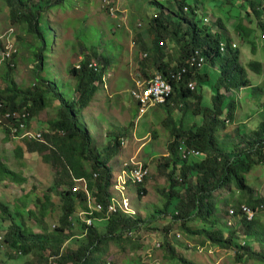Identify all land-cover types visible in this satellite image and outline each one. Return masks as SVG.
<instances>
[{
    "label": "rangeland",
    "instance_id": "374dc122",
    "mask_svg": "<svg viewBox=\"0 0 264 264\" xmlns=\"http://www.w3.org/2000/svg\"><path fill=\"white\" fill-rule=\"evenodd\" d=\"M34 1L35 3L40 2V0ZM155 1L65 0L61 5L62 11L56 9L52 10L53 12L45 13L51 25L48 20L41 25L46 39L43 53L46 55V62L44 71L40 74L42 77L52 79L56 84L55 88H59L58 93L63 92L68 100L76 102L80 97V92L76 89V79L69 74L68 68L78 67L80 62L87 58L95 61L94 64L98 67V63L102 62L99 60V55L104 54L111 59L108 53H112L113 63L108 67L103 79L95 82L98 90L92 101L82 109L77 104L75 110L80 122L88 128L93 143L101 152L102 158L108 156V148L115 144V134L124 133L121 138L123 140L122 148L119 152L112 154L108 160V164L113 167L111 186L108 188L110 194L114 195L113 199L118 201L121 198L120 195L124 193L126 170L136 167L138 164L148 168V176L141 185L145 188L146 194L140 195L137 192V186L131 185L126 193L129 199H127V203L123 202L126 212L134 211L148 224L129 232V238L132 241L125 244V250H121L115 241H111L100 264H180L179 261H173L170 253L163 246L162 248L158 247L162 243V236L168 225L171 226L169 236L173 238L176 251L186 260L187 264H242L237 249L220 248L206 241L202 236H188L181 229L183 221H175L171 214H167L164 218L158 217L155 220L150 217L156 210L163 208L166 200L163 193L168 190L167 173L170 171V167H167L166 161L170 159L169 145L174 138L172 135L174 123L169 117L172 114L174 118L179 119V122L182 119L185 126L195 119L201 123L204 115L200 114L202 108H200V99L197 94L209 86L208 84H204L203 87L197 86V92L185 101H172V111H168L163 104L143 107L132 96L131 91L136 87L138 81L144 82L162 74L159 70L160 65L164 67L168 64L169 68L176 67L179 58L184 53L183 47L187 43L178 36L173 40L170 39L173 36L172 22L166 16L169 15L170 18L174 16L166 8L163 9L164 15L161 16L160 8L149 5ZM224 1L225 4H212V0H206V10H203L204 15L206 14L205 23L212 27L214 32H217L222 30L221 27L217 28L222 20L221 26L225 28V32L241 52V62L247 68V76L250 78L252 86L239 90L234 89L232 92L223 89L222 92L235 99L238 119L246 130H250L253 129V125L264 120V111L257 108L261 102H257L254 97L255 95L258 97V94L252 95L255 86H262L264 83V66L261 75H257L250 68V63L253 60L264 63V35L258 29L257 36L261 34L262 40L257 39L258 47H253L252 37H243L238 31V26L256 28L257 24L259 25L258 19L251 8L247 10L240 6V3H244L246 0H236V7L232 5V2L220 0V2ZM248 12L251 16L248 15ZM156 18L162 19L164 24L170 25L167 27L166 33L158 34L162 48L161 54H163L160 55L162 57L160 59L155 57L156 49L153 48L151 41L156 35L155 27L159 24L154 21ZM162 21L161 23H163ZM177 22H181L183 29L187 31L188 24L176 18ZM4 35H9L6 40L3 39ZM162 41L165 43L164 46H161L163 45ZM0 42L10 51L16 52L18 48V69L14 74V79L23 89L32 88L35 83L34 72L37 66L32 50L35 51L37 47H33L31 50V46L35 41L26 34L24 26L13 25V21L10 20V10L1 0ZM144 43L149 44L148 48L151 50L149 54L143 50ZM93 50L97 51V56H93ZM149 55L152 60H156L155 63L149 60ZM142 64H145L149 70L143 71ZM99 67H102V64ZM208 67L214 71H222L220 65L214 66L209 60ZM6 85V70L2 67L0 69V86L4 88ZM206 93L204 104L209 105V102H212L209 97L212 96L208 94L209 92ZM254 93L257 92L254 91ZM48 101L49 106L36 113L32 121L31 127L34 133L46 131L50 122L56 121L60 117L58 112L60 100L52 94ZM225 113H227V109H225ZM230 124L227 123L226 128L220 127L216 133L222 142L224 141L227 146L233 149V146L240 142L244 143L246 139L242 137L240 141L236 132L231 130ZM244 131L242 129L241 132ZM237 151L235 150L233 153ZM0 162L25 179L24 182H18L8 176L4 177L0 168V201L10 206L15 218L4 216L0 210V233L6 234L13 223L17 222L23 229L27 228L34 235L51 234L55 226L58 225L60 216L64 213V203L61 197L56 194V191L63 190L60 185L56 186V182L59 180V171L53 163L44 160L43 154L30 153L26 148L25 141L16 138L7 141L3 130H0ZM76 181L75 187H78V190L81 188L86 191L84 183L79 179ZM246 182L252 188L255 198L264 199V165L255 166L246 176ZM86 193L88 192L86 191ZM90 193L89 191L88 198L91 197ZM181 194L185 197L184 191ZM45 195H50L52 205L49 207L47 216L42 219L38 200L41 199L43 202ZM217 197L219 203L216 216L222 226H227L229 209L240 205L238 204L240 201L241 204H247L246 197L233 185L227 190L220 191ZM86 206L92 208L89 200L86 202ZM82 209L78 213L81 219L86 212V208ZM18 210L24 213L23 217L17 214ZM121 211L123 212V210ZM78 215L75 214L73 217L72 229L66 231L68 240L62 246L61 252L77 248L85 239ZM257 218L259 226L263 227L262 231L264 232L263 207L259 210ZM103 219L95 221L103 226L109 218L105 216ZM238 221L233 218V227H227L237 231L241 240L245 241L247 239L244 225L242 221ZM189 226L202 228L204 225L197 222L190 223ZM258 235L260 234L258 233ZM263 243L258 238L253 241L256 252H264ZM45 246H51L50 241L45 243ZM51 257L57 259L50 254L40 255L38 251L19 255V250L12 248L9 244L0 245V264H49ZM245 259L246 264H262L253 259L250 260L246 257Z\"/></svg>",
    "mask_w": 264,
    "mask_h": 264
},
{
    "label": "trees",
    "instance_id": "16d2710c",
    "mask_svg": "<svg viewBox=\"0 0 264 264\" xmlns=\"http://www.w3.org/2000/svg\"><path fill=\"white\" fill-rule=\"evenodd\" d=\"M1 1L9 8L10 20L13 21V25L20 24V26H24L26 34L34 39L35 42L31 46V50L33 47H37L35 51L32 50L37 66L34 72L35 83L32 88L23 89L14 79V74L18 69L19 50L17 48L15 54L3 61L2 53L6 51V47L0 42V69L3 67L6 70L7 82L6 87L0 86V114L3 116L7 113L11 114V118H7L4 125L0 124V130H3L5 139L11 141V139H15L12 132L14 127H21L24 124L27 130L32 129L31 124L36 113L49 106L48 100L52 94L60 100L58 111L60 117L56 121L50 122V126L46 131L40 132L41 139L26 137L18 140L26 142V148L30 153L39 152L43 154L44 160L53 163L59 171V180L56 182V186L60 185L63 190L61 192L56 191V194L61 197L64 203V213L60 216L58 225L51 233L52 235H34L27 228L25 230L19 223L14 222L6 234L0 233V237L5 238V244L7 243L12 248L19 250V255H27L38 251L40 255L50 254L57 257L56 264H100L102 256L108 251V244L111 241H115L121 250H125V244L132 241L129 238V232L148 224L137 214L128 215L120 210L107 212L106 205L111 197L108 188L111 186V178L113 177V167L108 164V160L112 154L119 152L122 148L123 140L121 138L124 133L115 134V144L108 148V156L102 158L100 156L101 152L98 151L99 149L97 150L93 143L88 128L80 122L78 113L75 110L77 104L82 109L92 101L98 90L95 82L103 79L108 67L113 63L112 53H108L111 59L104 56V54L99 55L102 67H99L100 64L97 62L98 67L95 69L91 65L95 61L87 58L80 62L79 68L76 66H72L71 69L68 68L69 74L76 79V89L80 92V97L76 102L68 100L63 92L58 93L59 88H55L56 84L52 79L42 77L40 74L44 71L46 62V55L43 54L46 39L41 27L43 22L48 20L45 13L47 11L53 12L52 10L56 9L61 10V5L65 0H40L38 3H35L34 0ZM235 1L226 0V2H232V5L236 7ZM219 2L220 0H212L211 3L225 4V1ZM206 4V0H156L149 3V5L160 8L161 16L164 15V8L173 14L174 17L172 18L169 15L166 16L172 22L173 36L170 39L173 40L178 36L187 41L183 47L184 53L179 58L176 67L169 68L168 64L164 67L160 65V73L162 72L165 77H171L172 72H179L184 67L187 68L184 78L174 83V93L163 105L167 107L168 111H172V101H185L187 97L195 94L198 89L197 87L192 89L189 86L191 81L198 82V87L208 84L209 86L203 91L212 90L211 96L213 99L209 105L199 101L200 108H202L200 114L204 115L201 123L195 119L185 126L182 119L179 122V119L177 120L172 114L170 115L169 118L174 123L172 132L174 138L169 145L170 159L166 161L167 167H170V171L167 173L168 190L163 193L166 199L163 208L156 210L150 217L155 220L158 217L164 218L167 214H171L175 221H183L181 229L188 236H202L206 241L220 248L237 249L242 264H246L245 257L264 264V252H256L253 247V241L256 238L264 242L263 227L259 226V219L257 218L261 207L264 208V199L255 198L252 188L246 182V176L255 166L264 165V120L257 125H253V129L250 130H246L243 125H240L236 136L237 138L240 137V141L242 137H245L246 141L244 140V143L239 141L240 143L233 146V149L218 138L216 133L218 129L220 127L226 128L227 123L234 122L237 110L235 99L233 98L231 101L222 90H239L252 85L250 84V78L247 76V68L241 62V52L225 32V28L221 26L222 20L217 26V28L221 27L222 30L217 32H214L213 28L205 23L206 14L204 15L203 10H206ZM240 6L242 9L247 10L251 8L256 19H258L257 23L259 25L257 24L256 28L238 26L239 33L245 38L252 37V45L257 48V39L262 40L261 37L264 35V0H246L244 3H240ZM248 13L250 15V12ZM176 18L188 24L187 31L183 29L181 22L176 23ZM154 21L159 22V24L155 27L156 35L151 41L153 48L156 49L155 57L160 59L163 54H161L162 48L160 47L161 42L158 34L160 35V32L166 33L167 27H170V25L164 24L162 19L156 18ZM48 22L51 25L49 20ZM258 29H260L262 35L258 34L257 36ZM9 35H4L3 39L6 40ZM162 43L161 46H164V41ZM148 45V43H144L142 46L147 54L151 52ZM197 51L207 60L204 67H199L198 64H187ZM96 52L95 50L93 56H97ZM148 58L155 63L156 60H152L151 55ZM208 60L214 66L220 65L222 71L209 69L206 74H202L201 71L208 65ZM263 66L264 63L257 60L250 63L251 70L257 75L262 74ZM142 67L143 71L149 70L145 64H142ZM253 90L257 93L253 91L252 95L258 94V97L257 95L254 97L257 102H261V106L258 105L257 108L264 111V83L262 86H255ZM203 91L197 94L200 100L207 95ZM225 109H227V113H225ZM17 114L20 117L15 116ZM24 115L26 118L23 117ZM242 129L245 131L241 132ZM246 131L250 132L247 133ZM22 132L23 129L18 134L21 136ZM182 145L190 150L199 151L201 153L200 159L191 157L183 159L179 152ZM235 150L238 151L233 153ZM0 163L1 174L4 177L8 176L18 182L25 181L20 174L14 172L2 162ZM79 178L86 180L93 204L102 203L101 209L86 206L89 199L85 190L81 188L74 190L76 179ZM143 182L132 184L129 181L127 193L129 186L136 185L137 192L140 195L146 194L145 188L141 187ZM231 185L235 186L246 197L247 204H241L240 201L238 203L240 205L234 207L237 208V213H241L240 207L242 205L251 207L256 211V216L252 221L236 213V220L242 221L245 228L247 239L245 241L241 240L237 231L222 226L216 216L219 203L218 193L227 190ZM182 191L185 192V197L181 194ZM50 199V195H45L43 202H41V199L38 200L42 219L47 216L49 207L52 205ZM82 208H86L84 217L87 216L92 219L91 225L79 217L78 213L83 210ZM0 210L4 216L15 219L10 206L1 201ZM17 214L21 217L24 216V213L20 210L17 211ZM31 214H34V212H31ZM75 214L78 215V220L81 221L85 239L77 248L61 252L62 246L68 240L66 231L71 230L73 227ZM105 216L109 218V220H106L105 225L100 226L99 223H96L95 220L99 221ZM197 222L204 226L202 228H191L189 226L190 223ZM231 227H233V224ZM164 231L162 243L158 247L162 248L163 246L170 253L173 261L187 264L186 260L176 251L173 238L169 236L171 226L168 225ZM47 240L50 241L51 246H45ZM0 245L3 246V242H0Z\"/></svg>",
    "mask_w": 264,
    "mask_h": 264
},
{
    "label": "built area",
    "instance_id": "2783aa9c",
    "mask_svg": "<svg viewBox=\"0 0 264 264\" xmlns=\"http://www.w3.org/2000/svg\"><path fill=\"white\" fill-rule=\"evenodd\" d=\"M7 36V35H5ZM16 52H14L13 50H8L6 48V51L2 53V57H3V61L9 59L13 54H15ZM207 63V60L204 56H202L200 54L199 51L195 52L192 56V58H190V60L187 62V64H198L199 67H204ZM95 69H96V64H91ZM80 65H78L77 68H79ZM187 73V68H183L182 71L179 72H172L171 77H165L163 74H159L156 75L155 77L148 79L147 81L141 82L138 81L136 84V87L134 89H132L131 94L132 96L139 101V103L143 106V107H149V106H154V105H160V104H165L167 103V101L169 100V98L172 96V94L174 93V83L176 81H181L184 78V74ZM189 86L192 89H196L197 87V83L191 81L189 83ZM20 117L18 114L15 115ZM24 118H26V116H23ZM7 118H11V114L7 113L5 116L0 114V124L4 125L6 122ZM7 125V124H6ZM21 129H23L22 135L20 136L18 133L19 131H21ZM13 135L16 139H22V138H37V139H41V133L40 132H33V130H27L26 126L23 124L21 127H14L13 128ZM181 156L183 157V159H187L189 157L191 158H195L198 159L201 157V153L199 151L196 150H190L188 148H186L185 146H181L180 150H179ZM125 177L126 180L124 182V193L121 196L120 199H113L114 195H111L110 199H109V203L106 205L107 207V212H117V211H121L123 210V212L125 213V202L127 203V199H129L128 196H126L127 193V185L129 183V181L132 182V184H137L136 182H143L144 178L148 175V168L145 167L142 164H138V166L133 167V168H129L128 170L125 171ZM79 181L84 183V189H86V191L89 193L88 190V184L86 183V180L84 178H79ZM78 187H75L74 190H76ZM90 203L92 204V206L96 207L97 209H101L102 208V203H95L93 204L91 197L88 198ZM124 199H126L124 201ZM124 202V203H123ZM241 213L243 215H246L249 217L250 220H252L255 216V212L247 207V206H242L241 207ZM122 212V211H121ZM86 213V212H85ZM84 213V214H85ZM128 215H132L135 214L134 211H132L131 213L126 212L125 214ZM234 210H230V214H234ZM83 221H85L87 224L91 225L92 224V219L90 217H83L82 218ZM230 224V223H229ZM0 242H3V244L5 243V238L4 237H0ZM49 264H56V260L54 257H51L50 263Z\"/></svg>",
    "mask_w": 264,
    "mask_h": 264
},
{
    "label": "crops",
    "instance_id": "0c3cea01",
    "mask_svg": "<svg viewBox=\"0 0 264 264\" xmlns=\"http://www.w3.org/2000/svg\"><path fill=\"white\" fill-rule=\"evenodd\" d=\"M210 68L208 67V65L204 68V70H202L201 72H202V74H206L207 72H208V70H209ZM212 71L210 70V73H211ZM197 85H198V82H197ZM234 90V89H233ZM211 91L212 90H210V89H208L207 91H203V92H209L208 94H210L211 95ZM229 92H232V91H229ZM203 95V94H202ZM228 97H229V99H231V101L233 100V98H231V96L230 95H227ZM203 98V97H202ZM201 98V99H202ZM186 99H189L188 97L186 98ZM209 99L210 100H212L213 101V99H212V97H209ZM204 101H205V97L202 99V100H200V102H202V103H204ZM211 102H209V104H210ZM238 116H239V114L238 113H236V116H235V121L234 122H232L229 126H231V130L232 131H234V132H236V134L238 133V129H239V126L240 125H243L241 122H240V119H238Z\"/></svg>",
    "mask_w": 264,
    "mask_h": 264
},
{
    "label": "clouds",
    "instance_id": "9594fccd",
    "mask_svg": "<svg viewBox=\"0 0 264 264\" xmlns=\"http://www.w3.org/2000/svg\"><path fill=\"white\" fill-rule=\"evenodd\" d=\"M198 159H200V158H198ZM242 206H246V205H242ZM241 206V207H242ZM241 207H240V210H241ZM248 207V206H247ZM249 208H251V207H249ZM252 209V208H251ZM230 210H234V214H230ZM254 212H255V216H256V211H255V209H252ZM236 213H237V208L235 209V208H231V209H229L228 210V218H227V226H232V224H233V222H232V219L233 218H236V216L238 215V214H241V215H243L242 213H237V215H236ZM136 214V213H135ZM243 216H245L246 218H248V220L249 221H252L254 218H255V216H254V218L252 219V220H250L249 219V217L248 216H246V215H243ZM230 223V224H229Z\"/></svg>",
    "mask_w": 264,
    "mask_h": 264
}]
</instances>
